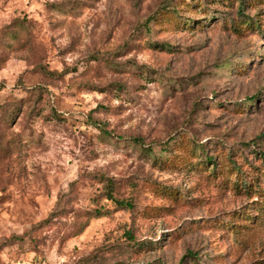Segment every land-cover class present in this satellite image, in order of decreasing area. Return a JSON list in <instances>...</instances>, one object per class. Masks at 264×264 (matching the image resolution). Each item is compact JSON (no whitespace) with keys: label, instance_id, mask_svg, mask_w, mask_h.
<instances>
[{"label":"rangeland","instance_id":"obj_1","mask_svg":"<svg viewBox=\"0 0 264 264\" xmlns=\"http://www.w3.org/2000/svg\"><path fill=\"white\" fill-rule=\"evenodd\" d=\"M0 264H264V0H0Z\"/></svg>","mask_w":264,"mask_h":264},{"label":"trees","instance_id":"obj_2","mask_svg":"<svg viewBox=\"0 0 264 264\" xmlns=\"http://www.w3.org/2000/svg\"><path fill=\"white\" fill-rule=\"evenodd\" d=\"M110 198H112V196H109ZM113 199V198H112ZM118 205H120V206H123V207H125V208H130V207H132V202H130V201H128V200H120V199H115L114 200Z\"/></svg>","mask_w":264,"mask_h":264}]
</instances>
